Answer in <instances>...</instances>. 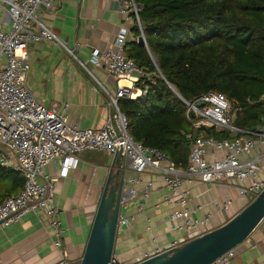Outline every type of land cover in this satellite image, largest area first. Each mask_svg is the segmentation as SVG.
I'll use <instances>...</instances> for the list:
<instances>
[{
    "label": "built area",
    "instance_id": "built-area-1",
    "mask_svg": "<svg viewBox=\"0 0 264 264\" xmlns=\"http://www.w3.org/2000/svg\"><path fill=\"white\" fill-rule=\"evenodd\" d=\"M59 1L0 0V7L9 14L12 22L9 29L0 25V50L6 59L5 65L0 68V165L18 172L24 179L20 193L0 204V227L18 224L26 214L33 213L55 230L54 244L56 248H61L65 230L56 205L57 188L61 179L78 168L79 155L85 152H100L112 158L120 156L126 169L135 174L126 182L129 189L124 191L126 196L122 198L121 207L131 200H140L138 210L145 209L141 199L149 200L154 188L153 181L141 177L148 170L162 178L168 191L163 200L174 206L168 222L174 238L171 242L160 244L157 236H151L152 249L136 264L173 252L211 232V214L199 219L188 209V194L183 190L185 181L211 185L229 183L236 188L238 198L247 201V206L264 191V123L256 133L250 134L235 126L236 111L222 94L210 93L195 103L182 99L187 107V117L194 116L195 128H216L228 131L232 136L229 140L205 135L196 137L186 168L177 167L164 153L132 138L120 101L146 95L148 87L139 82L143 78L151 79L148 71L124 51L126 28L117 38L119 50L94 54L90 64H84L87 69L92 65L106 66L108 74L117 81L115 92L105 90L110 113L102 128L81 129L70 125L67 104L61 109L41 104L27 85L31 70L27 53L29 44L50 42L74 54L58 35L36 17L41 8L50 9ZM112 1L121 5L124 16L135 19L142 32L140 7L136 2ZM121 80H127L129 84L122 86ZM211 151L223 155L209 161L207 156ZM57 160L61 161L58 174H47L45 168ZM137 187L142 188V197H139ZM231 204L229 200L218 204L217 208L228 213ZM135 219V215L127 216L120 212L118 232L129 227ZM146 222V231L153 232L151 220L146 219ZM234 256V250L229 251L216 263L229 264Z\"/></svg>",
    "mask_w": 264,
    "mask_h": 264
},
{
    "label": "crops",
    "instance_id": "crops-1",
    "mask_svg": "<svg viewBox=\"0 0 264 264\" xmlns=\"http://www.w3.org/2000/svg\"><path fill=\"white\" fill-rule=\"evenodd\" d=\"M36 17L74 54L50 42L29 44V89L44 106L61 109L67 104L70 125L81 129L102 128L110 113L105 90L115 92L117 81L108 74L106 66L92 65L87 69L84 64H90L94 54L119 50L117 38L123 28L128 31L124 46L128 56L132 45L139 43L140 36L134 30L135 19L124 16L121 5L112 0H61L50 9L41 8ZM0 25L5 29L12 25L9 14L1 7ZM5 63L0 50V68ZM128 84L127 80L120 82L122 86ZM222 155L211 151L207 159L212 161ZM79 160L78 168L61 179L57 188L56 205L65 230L63 246L56 248L55 230L48 222L28 213L18 224L0 227V264H81L109 178L108 194L117 195L122 180L127 191L126 182L135 174L126 169L121 158L104 153L85 152L79 155ZM60 168L61 161L57 160L49 164L45 172L56 175ZM141 177L153 181L154 188L149 200L141 199L143 211L138 210L140 200H131L121 207L123 214L136 217L129 227L117 233L114 255L122 264H136L152 249L151 236H157L160 244L174 238L168 223L174 206L163 200L168 191L162 178L151 170ZM22 188H15L12 196ZM137 189L142 197V188ZM183 190L188 194V209L197 218L211 214V231L228 223L229 218L233 219L247 206V201L239 199L236 188L229 183L211 185L185 181ZM229 200L232 204L228 213L219 211L217 205ZM146 219L151 220L153 232L146 231ZM234 253L229 264H264V220Z\"/></svg>",
    "mask_w": 264,
    "mask_h": 264
},
{
    "label": "trees",
    "instance_id": "trees-1",
    "mask_svg": "<svg viewBox=\"0 0 264 264\" xmlns=\"http://www.w3.org/2000/svg\"><path fill=\"white\" fill-rule=\"evenodd\" d=\"M134 1L142 32L137 23L134 30L147 46L133 44L128 57L153 79H141L146 95L120 101L132 138L186 168L196 137L232 138L195 128L187 117L182 99L195 103L210 93L231 102L235 126L256 133L264 123V0ZM19 186L21 175L0 165V204Z\"/></svg>",
    "mask_w": 264,
    "mask_h": 264
},
{
    "label": "water",
    "instance_id": "water-1",
    "mask_svg": "<svg viewBox=\"0 0 264 264\" xmlns=\"http://www.w3.org/2000/svg\"><path fill=\"white\" fill-rule=\"evenodd\" d=\"M138 42L147 46L143 34L140 35ZM153 62L159 69L154 60ZM116 159L119 160L120 156ZM110 183L111 177L98 206L81 264H122L115 258L114 251L121 202L126 193L124 192V180H122L118 194H108ZM263 220L264 191L222 227L173 252L138 264H215L220 257L247 241Z\"/></svg>",
    "mask_w": 264,
    "mask_h": 264
},
{
    "label": "rangeland",
    "instance_id": "rangeland-1",
    "mask_svg": "<svg viewBox=\"0 0 264 264\" xmlns=\"http://www.w3.org/2000/svg\"><path fill=\"white\" fill-rule=\"evenodd\" d=\"M154 61H155V63L157 64V60L154 58L153 59ZM158 65V64H157ZM153 77V74H150V78H152ZM153 79V78H152ZM139 83H141V81L139 82Z\"/></svg>",
    "mask_w": 264,
    "mask_h": 264
}]
</instances>
